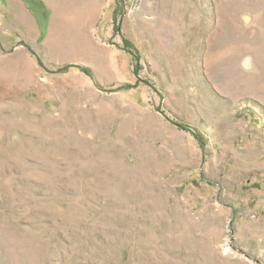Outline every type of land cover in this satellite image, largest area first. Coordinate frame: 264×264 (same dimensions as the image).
<instances>
[{"label":"rangeland","instance_id":"374dc122","mask_svg":"<svg viewBox=\"0 0 264 264\" xmlns=\"http://www.w3.org/2000/svg\"><path fill=\"white\" fill-rule=\"evenodd\" d=\"M0 264H264V0H0Z\"/></svg>","mask_w":264,"mask_h":264}]
</instances>
